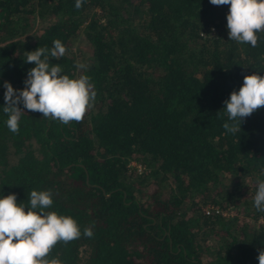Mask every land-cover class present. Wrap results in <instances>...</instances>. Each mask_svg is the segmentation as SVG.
Masks as SVG:
<instances>
[{
  "label": "trees",
  "instance_id": "16d2710c",
  "mask_svg": "<svg viewBox=\"0 0 264 264\" xmlns=\"http://www.w3.org/2000/svg\"><path fill=\"white\" fill-rule=\"evenodd\" d=\"M263 214L264 0H0V264H264Z\"/></svg>",
  "mask_w": 264,
  "mask_h": 264
},
{
  "label": "built area",
  "instance_id": "2783aa9c",
  "mask_svg": "<svg viewBox=\"0 0 264 264\" xmlns=\"http://www.w3.org/2000/svg\"><path fill=\"white\" fill-rule=\"evenodd\" d=\"M236 4L235 3H232L229 5V9L230 10H234L236 8ZM229 11V10H228ZM127 165L130 167H134L135 171L139 172L142 170L143 166L141 165V163L139 162H136L134 160H128L127 162ZM202 210L204 212H209L210 210H213L215 213H219L223 216L225 215H228L230 214L232 211L226 209V208H223V207H220L218 205H213V204H205L202 206ZM257 222L260 223L261 225H264V214L263 215H260L258 218H257Z\"/></svg>",
  "mask_w": 264,
  "mask_h": 264
},
{
  "label": "rangeland",
  "instance_id": "374dc122",
  "mask_svg": "<svg viewBox=\"0 0 264 264\" xmlns=\"http://www.w3.org/2000/svg\"><path fill=\"white\" fill-rule=\"evenodd\" d=\"M244 14H243L242 11H239V12L231 15L229 17V19L232 20V22L235 23V25H239L240 22L243 20V17H245ZM74 42H75L74 45L76 46V48H79L80 47V49H82L81 53L82 54H85V51L84 50L87 49V46L81 40H79V39L78 40H75Z\"/></svg>",
  "mask_w": 264,
  "mask_h": 264
}]
</instances>
